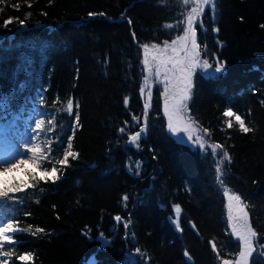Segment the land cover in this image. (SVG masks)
Here are the masks:
<instances>
[{
	"label": "trees",
	"instance_id": "trees-1",
	"mask_svg": "<svg viewBox=\"0 0 264 264\" xmlns=\"http://www.w3.org/2000/svg\"><path fill=\"white\" fill-rule=\"evenodd\" d=\"M197 6L195 0H0V100L8 105L0 111L6 117L0 148L20 146L38 109V160L48 171L55 166L59 177L30 181L33 187L0 198V213L12 220L19 241L0 247L11 252L0 261L87 264L93 256L94 264H222L240 252L227 219L228 189L241 196L257 232L250 264H264V0H216L214 21L210 6L194 21L199 59L226 64L215 82L194 70L188 104L189 116L221 145L217 158L174 142L163 115L164 85L154 75L144 116L143 45L171 44ZM205 47L215 56L204 55ZM229 107L249 132L235 116H223ZM141 127L146 131L133 146L129 137ZM69 135L78 156L62 166L56 160ZM100 239L108 245L102 248ZM24 254L31 261L18 259Z\"/></svg>",
	"mask_w": 264,
	"mask_h": 264
},
{
	"label": "snow or ice",
	"instance_id": "snow-or-ice-1",
	"mask_svg": "<svg viewBox=\"0 0 264 264\" xmlns=\"http://www.w3.org/2000/svg\"><path fill=\"white\" fill-rule=\"evenodd\" d=\"M215 3L216 0H200L198 6L193 9V12L188 16L187 25L183 28V35L177 36L176 39L171 41V44L165 42L164 47H158L156 44L152 45L153 55L151 56V60L149 59V46L148 44L143 45V66L144 71L148 73L147 76L144 77V84L147 87V92L149 98L152 95V88L149 85V78L154 75V77L163 83L164 85V115L167 117V127L169 131L174 134L172 136L174 142L181 147H194L195 144H190L189 142L193 139V133L191 124L188 123L190 117L188 116V101L190 100V93L194 87V78L193 72L197 68L204 69L203 79L208 81H218L224 75H226V64L225 62L219 61L218 57L216 58L215 67L209 62V60L205 59L202 64H199V58L202 53L198 50V39H197V31L194 27V21L198 14H202L206 8V6L211 5V13L212 19L215 20ZM30 6V5H29ZM93 13H89V16H93ZM100 15H103L101 13ZM123 19V16L121 17ZM12 18H9L8 21L5 22V26L9 23H12ZM131 24V20L128 21ZM169 27H173L169 25ZM178 27V26H177ZM134 35V34H133ZM223 45H221L222 47ZM204 55H212L207 52V48L205 47ZM212 69V70H209ZM154 70V71H153ZM258 70V69H253ZM162 77V80H161ZM264 78V77H262ZM143 94L145 88L142 87L140 89ZM125 106L128 105L129 100L125 97ZM7 103L4 100H0V111L7 108ZM78 107V105H77ZM150 107L149 103H145L144 105V115L147 117L148 109ZM68 113H72L73 103L71 100L68 101L67 104ZM225 117H233L235 116V120L239 124L240 130L244 133L250 131L249 127L245 126L244 120L240 115H236L231 108L229 107L223 113ZM6 118V117H0ZM135 120L136 117H133ZM79 115L77 113L76 121L78 122ZM36 129L41 128V121L39 119L36 120ZM229 128L232 127L231 122H228L227 125ZM75 128V122L72 125ZM121 132H124L125 129L121 128ZM146 131V127H141L140 131L135 135H131L129 137L130 142L136 143L139 138H141ZM186 133L187 139L185 136L180 135V133ZM207 132V130H205ZM73 136L69 135L67 137V150L64 152L63 159L56 160L57 164L62 166L68 165L69 157L75 159L78 156V153L73 151L72 144ZM196 143L200 149L205 148V143L203 139L199 136L196 137ZM221 145L215 144L212 145V153L215 154L217 149H219ZM40 147H31L29 143H25V150L23 152H19L15 149L9 150L5 153L3 148H0V164H5L7 166L3 167L0 170V198L8 197L10 193H17L23 191L25 188L33 187L30 181L40 180L45 183L51 181L55 183L57 179H59L57 173L58 169L53 166L51 171L44 169L41 167L40 161L36 158V155L41 153ZM29 153L32 154L31 159H25ZM223 157L225 160L229 159V153L227 151L223 152ZM15 160V163L12 161ZM30 164L35 171L30 172L24 165ZM222 164V162H221ZM137 167H140L138 164ZM22 170V177H17L15 175L16 172ZM217 179H223L221 174V167H217ZM37 172L39 175L37 176ZM139 173H137L138 175ZM224 196L227 198V212H228V223L231 227V234L238 239L240 245L239 259L236 261V264H249L250 258L255 250V245L257 243V232L253 230L249 221V213L246 211L247 205L242 203V198L238 194H231L227 189L224 191ZM127 200V196L124 197ZM174 211L179 217L181 214V207L176 205L174 207ZM116 221H120L121 217L116 216ZM125 228L128 227L127 224L124 225ZM177 227L179 228V224L177 221ZM18 231L16 227L13 226L12 220L9 219L8 223H6L3 227H0V247L12 246L15 247L18 245L19 241H15L13 235ZM37 231H41V229H37ZM101 247H106L108 245V241L103 239L99 240ZM215 249V245H213ZM0 256H11V252L4 251L0 252ZM185 256H188V253L185 252ZM18 259L21 262H29L32 259L31 254L20 255ZM0 264H6L4 261H0ZM94 264V258H93ZM224 264H230L228 260L224 261Z\"/></svg>",
	"mask_w": 264,
	"mask_h": 264
},
{
	"label": "rangeland",
	"instance_id": "rangeland-1",
	"mask_svg": "<svg viewBox=\"0 0 264 264\" xmlns=\"http://www.w3.org/2000/svg\"><path fill=\"white\" fill-rule=\"evenodd\" d=\"M195 3L196 4H199L200 3V0H195ZM210 7H212L211 5H209ZM207 7V6H206ZM193 9H195V8H192V12H193ZM158 47H164V45H162V46H158ZM153 55V49H152V47H149V59L151 60V56ZM198 63L199 64H202L203 63V61L202 60H200L199 59V61H198ZM214 68V67H213ZM209 70H212V69H209ZM205 71V70H204ZM161 79H162V77H161ZM149 85H151V88H152V85H153V83H149ZM147 87L148 86H145L144 88H145V91H144V93H143V95H144V105H145V103H149V96H148V92H147ZM190 97H191V93H190ZM165 100V98H164V95H163V101ZM188 104H189V101L187 102ZM37 111H36V114H35V116H34V118H33V121L29 124V126L26 128V129H24V131H23V135H22V139H21V144H20V146L19 147H4L3 148V150L5 151V153L7 152V151H9V150H12V149H15V150H17V151H19V152H23L24 150H25V143L26 142H28L29 143V146H31V147H41L40 146V133H41V130L40 129H36V120L37 119H39L40 121H41V123H42V113L38 110V109H36ZM163 114H164V102H163ZM145 116V115H144ZM188 116H189V113H188ZM190 117V116H189ZM164 118H165V122H166V130H167V132L170 134V135H174V134H172L170 131H169V129H168V127H167V117L164 115ZM188 123H190L191 124V128H192V133H193V139H192V141H190L189 143L190 144H195V146L194 147H199L198 146V143H196V137L197 136H199V137H201L202 139H203V141H204V143H205V148L204 149H202V150H204V151H209V152H211V154L215 157V158H217V152H218V149H217V151H216V153L215 154H213L212 153V148H211V146L212 145H215V143H213L212 141H210L209 139H208V137L206 136V134H205V132L197 125V123L190 117V119L188 120ZM180 135H183V136H185V139H187V134L186 133H180ZM130 144H132L133 146H136L137 145V142L136 143H132V142H130ZM38 156H39V154H37L36 155V158L38 159ZM25 159H31L32 158V154L31 153H29L26 157H24ZM12 163H15V160H13L12 161ZM5 166H7V165H5V164H0V170H2L3 169V167H5ZM27 166H30L31 167V165L30 164H26V165H24V167H27ZM15 175L17 176V177H22V170L21 171H18V172H16L15 173ZM228 190V189H227ZM225 191V190H224ZM228 192H229V195H231V194H233L234 192H232V191H230V190H228ZM236 194V193H235ZM226 201H227V198H226ZM227 203H228V201H227ZM227 216H228V212H227ZM6 223H8L7 222V219L6 218H4L3 217V215H2V213H0V227H3ZM229 229H230V232H231V227H230V225H229ZM9 235H12L11 233H9ZM234 236V235H233ZM234 238H235V236H234ZM235 239H237V238H235ZM238 240V239H237ZM239 259V255H238V257L237 258H233V259H228V261L230 262V264H236V261ZM87 264H93V256H91L89 259H88V262H87ZM222 264H224V262L222 263ZM249 264H250V262H249Z\"/></svg>",
	"mask_w": 264,
	"mask_h": 264
},
{
	"label": "water",
	"instance_id": "water-1",
	"mask_svg": "<svg viewBox=\"0 0 264 264\" xmlns=\"http://www.w3.org/2000/svg\"><path fill=\"white\" fill-rule=\"evenodd\" d=\"M187 259L190 260V258L187 256Z\"/></svg>",
	"mask_w": 264,
	"mask_h": 264
}]
</instances>
